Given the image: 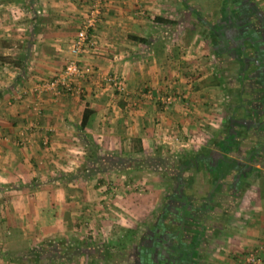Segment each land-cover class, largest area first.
Here are the masks:
<instances>
[{
	"label": "crops",
	"instance_id": "1",
	"mask_svg": "<svg viewBox=\"0 0 264 264\" xmlns=\"http://www.w3.org/2000/svg\"><path fill=\"white\" fill-rule=\"evenodd\" d=\"M91 2L0 0V264H73L75 253L35 250L60 241L78 249L121 229L139 231L130 240L135 250L153 221L145 230L140 225L152 213L172 248L183 245V264H242L246 250L264 245V111L244 119L237 97L228 107L222 83L208 79L218 73V56L190 12L198 3L102 0L91 30L94 46L76 57L81 73L73 81L80 91H31L71 56L69 43ZM255 4L264 14V0ZM106 73L123 79V94L102 80ZM145 88L153 89L150 98ZM166 89L180 97L162 108L155 97ZM84 108L89 112L79 125ZM86 136L97 152L138 161L80 175ZM144 157L161 162L148 165ZM172 160L174 172L160 175L157 169ZM145 169L157 182L142 177ZM176 173L188 193L169 198L158 181L168 188ZM124 250L106 246L91 259L121 264Z\"/></svg>",
	"mask_w": 264,
	"mask_h": 264
},
{
	"label": "flooded vegetation",
	"instance_id": "2",
	"mask_svg": "<svg viewBox=\"0 0 264 264\" xmlns=\"http://www.w3.org/2000/svg\"><path fill=\"white\" fill-rule=\"evenodd\" d=\"M203 15L199 14L198 20L206 27L214 52L221 62V71L225 70L226 64L232 67V83L237 87L233 88L230 84L229 88L230 93L237 97L235 101L239 102H235L236 109L244 119L251 120V117L260 116L264 111V14L250 0H225L215 18L209 20ZM248 96L254 101L253 104L246 103L249 101L245 100ZM229 130L231 129L228 128ZM207 169L213 172L211 167ZM190 176H193L192 172L184 174L189 181L192 178ZM181 177L177 174L170 181L169 198L188 193L181 184ZM153 223L140 238L142 246H137L134 250V263L183 264V245H177L182 246L180 251L174 250L170 244L171 239L164 232L166 227L163 223Z\"/></svg>",
	"mask_w": 264,
	"mask_h": 264
},
{
	"label": "built area",
	"instance_id": "3",
	"mask_svg": "<svg viewBox=\"0 0 264 264\" xmlns=\"http://www.w3.org/2000/svg\"><path fill=\"white\" fill-rule=\"evenodd\" d=\"M101 1L92 0L87 16L69 43L68 50L71 56L66 59L63 66L52 76L36 80L31 85V91L34 94L49 93L52 96H57L63 93L76 94L80 91V87L73 81L81 73V68L76 57L86 47L94 46L95 40L91 30L98 19ZM101 78L118 93H124V81L119 75L106 73L101 75ZM152 92L153 89L151 88H145L143 90V93L149 98L152 96ZM179 97L178 93L167 91L157 95L155 98L162 108H166L178 100ZM242 264H264V245L255 246L246 250L242 256Z\"/></svg>",
	"mask_w": 264,
	"mask_h": 264
},
{
	"label": "rangeland",
	"instance_id": "4",
	"mask_svg": "<svg viewBox=\"0 0 264 264\" xmlns=\"http://www.w3.org/2000/svg\"><path fill=\"white\" fill-rule=\"evenodd\" d=\"M172 1L175 2V3H178V5L180 7L182 0H172ZM215 1L216 0H205V1H203L201 3V5L203 6V9H205V8L211 9V8H213L215 6V4H214ZM254 1L259 3V0H254ZM175 3L173 4L174 11H176V9H175L176 4ZM173 8H170V9H173ZM261 8H263V5L261 6ZM262 10L264 11V8ZM181 11H182V9H181ZM182 12H181V14H179L180 17H184L186 22H192V24H195L196 27H198L201 30V25H199L198 22L192 21L193 19L189 20L188 15L186 14V12H184V14ZM203 14H204L203 16L207 15V13L206 14L203 13ZM207 17H208V15L206 16V18ZM210 20H212V19H210ZM206 41H207L206 43H207V49H208L207 51H208V54L211 56L212 55V51H211L210 43H209L208 40H206ZM209 60H210V62H212V59H209ZM218 60H219V58L215 57V60L213 61V67L216 66L218 73L222 76V85H221L222 92L224 93L225 105L228 104V107H229L231 105L230 102H231L232 97H233V95L230 93L231 89L229 88V85L233 82V76L231 75L232 74V71H231L232 67H230V66H228L226 64L225 70H227V71L223 70V72H222V71H220L221 70L220 69L221 68L220 67V63L221 62H219ZM223 64H225L224 60H223ZM167 91L168 92H174L172 89H166V91H163V92H167ZM163 92H161V93H163ZM175 93H177V92H175ZM154 165H155V163H154ZM140 173H142V177L144 179H146V180H149V182L154 181L153 178L156 177V174H154L149 169L142 170V172H140ZM194 175L196 176V174H194ZM197 175H198V173H197ZM161 179H162V177H161ZM154 182H157V181H154ZM158 182L160 183L159 184L160 187H164L165 188L164 191L170 189V184H168V188H166L167 186L164 185L160 181V178H159ZM162 185H164V186H162ZM150 216L151 217H149L147 220L142 222L141 225L139 224L141 230H143V229L145 230L146 225L151 223L154 220L155 216L153 215V213ZM132 233L134 234L135 232H130V231L126 230V229L125 230L121 229L118 232H113V233L110 232V233L107 234V236H103V235L99 236L95 240L94 239H90L91 243L87 242V243L83 244V242H80V247L78 249H76L74 247V245H71V248L70 249L68 248L69 250L68 249H65V250L57 249V252H58V250H60V252H64L65 251L62 254L63 257H69V256L71 257V255L73 253H75V254H73V256H75V258L73 260V264H118V262H117L118 259H115V258L109 259L107 262L105 261L104 258H102V259L101 258H99V259L96 258V259L93 260V259H91L92 255L88 254V252L90 251L91 248L93 249V247L97 248L95 251L98 250L99 252L103 251V249L106 246H109L110 248H112L114 246L117 249V246H115V244H117L116 241H117V239H119V240L125 241L124 245L126 246V251L124 250L123 253H121V256L123 258H121L120 262H121V264H131L132 259H133V255L132 254L134 252V249L130 247V241L128 243V240H126V239L129 236H131ZM134 237H133V241L136 242V240L140 237L139 231L135 233ZM105 240H109V241L106 242ZM60 242L61 243H65L64 241H60ZM65 245H68V244H65ZM82 246L86 247L87 249L85 250L84 247H82ZM99 249H101V250H99ZM105 250H107V249H105ZM112 250H114V248ZM95 251L92 252V253L94 254ZM100 255H101V253H98V257H100Z\"/></svg>",
	"mask_w": 264,
	"mask_h": 264
},
{
	"label": "trees",
	"instance_id": "5",
	"mask_svg": "<svg viewBox=\"0 0 264 264\" xmlns=\"http://www.w3.org/2000/svg\"><path fill=\"white\" fill-rule=\"evenodd\" d=\"M191 1H194V2L199 4L197 6V9L192 7V9L190 10L191 14L196 19H199L198 18L199 14H201V13L203 14L205 12L210 13L212 18L216 17L217 14H218V11L220 10L221 7H223L224 2H225V0H216L214 2L215 6L213 8H211V9H208V8L203 9V6L201 5V3L203 1H205V0H191ZM250 1H252L253 5L256 6V8H258L253 0H250ZM210 15H208V18H209ZM208 79H210L211 83L216 84V85H220L222 83V76L219 73H216V75H210L208 77ZM88 112H89V110L87 108L83 109L79 125H83L85 123L86 116H87ZM85 139H86V142H88V144L90 146H89L88 151H87V153H86V155L84 157V161L82 162L80 167L77 169V171H79L80 175H84V174H86L88 172L89 173L97 172V171L101 172V171H107V170H111V169L119 170L118 168L121 165H125V163H130V165H131V164H134V162L138 161L137 159H133V158H130L128 156H121L119 154H115V153L110 152V151L97 152V145L94 142H92L89 139L88 136H86ZM189 155L186 153L183 156H185V158H187V157H189ZM142 160L144 161V163H148L149 165H152V164L155 163V167H156L157 162L158 163H159V161L161 162V160L157 161L156 157H152L151 160H150V158L144 157ZM173 160L172 161H168V163H169V164H167V165H169L168 167L164 166V168L161 167L160 169H157V171L160 172V175H170L169 173H171V172L173 173L174 172L173 170L176 169L177 164H176V161L174 163ZM157 167H158V165H157ZM152 169L154 170V168H152ZM176 175H177V173H176ZM128 231L132 232L131 230H128ZM131 236H129L126 240H128V241L133 240L131 238ZM116 243L117 244H115V246H117V248L118 247L119 248H124V246H125L124 245L125 241L117 239ZM58 245H59V247H54L53 245H51V247L46 246V250L41 248V249H36L35 251H36V253L38 255L42 251H45L47 253V256H49L51 253H52V255L55 254V253H58V255H62L65 251L64 252H60V250H58V252H57V249L65 250V249H68V248L70 249L71 248L70 245H65L64 243H62L61 245L60 244H58ZM84 249L86 250L87 248L84 247ZM93 249L95 251L97 248L93 247ZM47 251H50V254ZM94 251H92V252H94ZM92 252L89 251L88 253L90 255H95V254H98V253H102V251L98 252V250L95 251L94 254ZM102 255H104V254H102Z\"/></svg>",
	"mask_w": 264,
	"mask_h": 264
},
{
	"label": "water",
	"instance_id": "6",
	"mask_svg": "<svg viewBox=\"0 0 264 264\" xmlns=\"http://www.w3.org/2000/svg\"><path fill=\"white\" fill-rule=\"evenodd\" d=\"M183 254V253H182ZM178 255H180V254H178ZM184 255V254H183ZM182 258V257H181Z\"/></svg>",
	"mask_w": 264,
	"mask_h": 264
}]
</instances>
